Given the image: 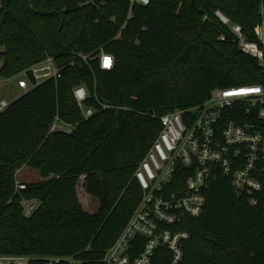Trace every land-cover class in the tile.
<instances>
[{
  "label": "trees",
  "instance_id": "trees-1",
  "mask_svg": "<svg viewBox=\"0 0 264 264\" xmlns=\"http://www.w3.org/2000/svg\"><path fill=\"white\" fill-rule=\"evenodd\" d=\"M1 2L0 75L15 76L47 55L64 68L60 78L0 111V254L103 264L143 197L135 171L159 136L160 117L202 105L216 88L264 83L262 64L240 50L231 27L215 14L220 10L255 40L264 0ZM101 50L113 56L112 69L83 58ZM77 86L88 90V106L110 107L85 120ZM223 114V120L250 121L237 110ZM57 115L76 125L71 134L50 133ZM23 165L43 180L15 192ZM82 175L99 200L95 212L79 201ZM187 175L178 168L180 186ZM206 193L203 213L180 225L190 233L182 264H264V191L237 195L230 179L220 177ZM22 198L40 200L30 217ZM166 252L160 249L153 264H169Z\"/></svg>",
  "mask_w": 264,
  "mask_h": 264
},
{
  "label": "built area",
  "instance_id": "built-area-1",
  "mask_svg": "<svg viewBox=\"0 0 264 264\" xmlns=\"http://www.w3.org/2000/svg\"><path fill=\"white\" fill-rule=\"evenodd\" d=\"M121 1V0H115ZM132 4H149L150 0H129ZM3 4L0 0V11ZM227 26L230 20L220 10L215 12ZM241 50L256 57L264 69V18L255 31V40L247 39L238 24L230 25ZM225 40V35H220ZM1 50V48H0ZM85 60L100 61L102 69L114 67L111 54L101 50ZM2 59L0 58V68ZM64 66L56 58L47 55L12 77L18 87L27 92L44 81L61 77ZM74 96L85 120L91 118L97 108L86 101L90 94L85 86L74 88ZM10 102L0 99V111ZM101 110L110 106L100 102ZM237 110L238 115L250 121L244 124L235 119L223 120V112ZM258 117V118H257ZM159 136L135 171V178L143 190V197L127 225L106 250L103 264H153L160 249L168 253L169 264H182L185 245L190 233L180 228L188 217H198L207 204V189L212 180L229 178L237 195H249L264 191V83L216 88L200 106L188 110H174L160 117ZM74 124L55 116L50 132L70 133ZM179 167L188 169L183 186L179 185L176 172ZM26 188L18 183L16 192ZM255 202V201H254ZM24 215L30 217L37 210V199H23ZM164 253L160 258H164ZM40 261V262H39ZM42 261V262H41ZM82 264L72 256H52L43 259L28 255L0 254V264Z\"/></svg>",
  "mask_w": 264,
  "mask_h": 264
},
{
  "label": "rangeland",
  "instance_id": "rangeland-1",
  "mask_svg": "<svg viewBox=\"0 0 264 264\" xmlns=\"http://www.w3.org/2000/svg\"><path fill=\"white\" fill-rule=\"evenodd\" d=\"M207 18L208 17L206 16L205 19H207ZM230 25H231V22L229 24V27H230ZM234 36H235V40L237 42L236 35L234 34ZM238 45H239V43H238ZM239 47H240V45H239ZM240 50H241V47H240ZM23 93H24L23 90H21L18 87L17 80L16 79H10L9 81H5L4 80V81H1L0 82V99L7 100L8 102L11 103L14 100H16L17 98H19ZM100 110H101L100 108H97L95 114L98 113ZM75 128H76V125H75ZM75 128L72 130V132L75 130ZM56 132H60V131H56ZM72 132H70V133L61 132V133L71 134ZM83 176L85 177V175L80 176L79 181H78V186H77L79 201L81 202L83 208L86 211H88V212H95L96 209H97V207H98V203L99 202H98L97 199H94L87 192V189H85L86 186H84L83 183H82ZM15 178H16V189H17V184L18 183H24V184L30 183V182H32V183H38V182H40V181L43 180V177H41L40 173L35 168L30 167L28 165H23L20 169H18L16 171ZM84 181H85V179H84ZM20 190H22V189H20ZM20 190H19V192H20ZM23 199H37V198H22L21 201H20V203L22 202ZM38 201H39V206H40V204H41L40 203V200H38ZM39 206H38V208H39ZM23 213H24V211H23ZM25 217H27V216H25ZM20 255H25V254H20Z\"/></svg>",
  "mask_w": 264,
  "mask_h": 264
},
{
  "label": "crops",
  "instance_id": "crops-1",
  "mask_svg": "<svg viewBox=\"0 0 264 264\" xmlns=\"http://www.w3.org/2000/svg\"><path fill=\"white\" fill-rule=\"evenodd\" d=\"M84 179H85V177L83 176V181H82V183H83V185L84 186H86V184H85V181H84ZM85 189H86V187H85ZM92 196V195H91ZM94 199H97L96 197H94V196H92ZM98 200V199H97ZM98 202H99V200H98ZM98 207H99V203H98ZM98 207H97V209H98ZM97 209H96V211H97Z\"/></svg>",
  "mask_w": 264,
  "mask_h": 264
}]
</instances>
